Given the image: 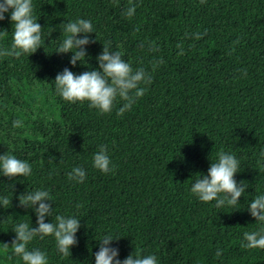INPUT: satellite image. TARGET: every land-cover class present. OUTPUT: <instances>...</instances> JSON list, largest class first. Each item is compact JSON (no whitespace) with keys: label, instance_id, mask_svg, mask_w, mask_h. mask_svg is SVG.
Returning <instances> with one entry per match:
<instances>
[{"label":"trees","instance_id":"obj_1","mask_svg":"<svg viewBox=\"0 0 264 264\" xmlns=\"http://www.w3.org/2000/svg\"><path fill=\"white\" fill-rule=\"evenodd\" d=\"M42 31L41 48L29 57H0V154L27 160L26 178L0 177V244L12 225L35 227L17 197L46 190L53 214L80 219L69 256L54 239L34 238L48 264H93L105 233L123 260L132 252L153 254L159 264H264V250L242 247L243 234L261 226L246 210L264 193V0H33ZM134 7L131 17L127 8ZM90 20L86 64L69 65L71 53L56 54L63 23ZM0 47L11 44L7 17L0 21ZM50 33V34H49ZM96 42H92V41ZM118 51L133 71L150 77L143 96L118 115L87 103H68L54 93V78L68 68L80 74L96 67L103 46ZM19 119L23 127L11 128ZM103 146L112 171L95 170L92 156ZM240 161L237 183H246L238 205L217 209L190 193L218 152ZM85 170L83 183L68 179ZM194 175V176H193ZM217 252L220 254L217 255ZM0 264H22L0 252Z\"/></svg>","mask_w":264,"mask_h":264},{"label":"clouds","instance_id":"obj_2","mask_svg":"<svg viewBox=\"0 0 264 264\" xmlns=\"http://www.w3.org/2000/svg\"><path fill=\"white\" fill-rule=\"evenodd\" d=\"M135 8H127L125 15L131 17ZM7 17L11 26V44L9 47H0V57H29L41 48L42 29L37 22L33 0H0V21ZM63 39L59 41L56 54L71 53L69 65L76 67L86 64L87 54L85 46L90 43L89 34H93V25L90 20L76 19L63 23ZM7 32L0 30V37ZM50 34V33H49ZM92 42H96L95 40ZM96 67L80 74H74L68 68L63 69L54 78V93L61 100L68 103H87L88 107L97 110L100 114L112 111L114 103L119 99L122 105L118 115L129 110L138 98L144 95L150 77L143 68L133 71L128 62L122 59L118 51L110 50L105 45L99 55L95 57ZM87 65V64H86ZM88 67V65H87ZM23 127L19 119L11 121L12 129ZM264 160V151L260 153ZM92 167L100 173L112 171V165L106 149L101 146L93 154ZM240 161L237 157L225 151L217 153L215 162L209 164L206 175L198 177L190 184L192 196L202 202L211 203L217 209L238 205V198L245 195L246 183H237L234 176L238 173ZM32 173L31 164L24 159L17 158L11 151L0 154V177L12 179L26 178ZM85 170L82 167H73L68 173V179L76 183H83ZM194 176V175H193ZM18 204L35 217V227L27 222H17L12 225L11 232L14 238L11 246L0 244V252L8 253L19 258L22 264H48L46 254L39 249L28 250L27 245L34 238L44 239L51 236L55 241L58 254L70 255V248L77 244L76 233L80 228V219L73 215H55V222H45L51 217V197L46 190H30L18 197ZM10 199L0 196V209H8ZM249 216L260 224L257 231L243 234L242 247L248 250H264V193L256 195L248 202L246 208ZM120 238L111 233H105L97 241V251L93 256V264H159L153 254L143 255L132 252L123 260L119 259V250L113 245ZM220 253L217 252V255Z\"/></svg>","mask_w":264,"mask_h":264},{"label":"rangeland","instance_id":"obj_3","mask_svg":"<svg viewBox=\"0 0 264 264\" xmlns=\"http://www.w3.org/2000/svg\"><path fill=\"white\" fill-rule=\"evenodd\" d=\"M191 264H201L200 260L198 258H193L191 260Z\"/></svg>","mask_w":264,"mask_h":264}]
</instances>
